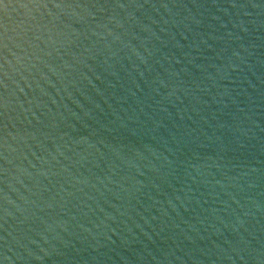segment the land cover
Masks as SVG:
<instances>
[{"label":"water","instance_id":"95a60500","mask_svg":"<svg viewBox=\"0 0 264 264\" xmlns=\"http://www.w3.org/2000/svg\"><path fill=\"white\" fill-rule=\"evenodd\" d=\"M0 264H264V0H0Z\"/></svg>","mask_w":264,"mask_h":264},{"label":"snow or ice","instance_id":"6c2138e0","mask_svg":"<svg viewBox=\"0 0 264 264\" xmlns=\"http://www.w3.org/2000/svg\"><path fill=\"white\" fill-rule=\"evenodd\" d=\"M33 2H35V0H33ZM0 35H2V34H0Z\"/></svg>","mask_w":264,"mask_h":264}]
</instances>
